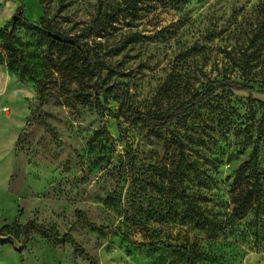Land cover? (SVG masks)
<instances>
[{"label":"rangeland","instance_id":"1","mask_svg":"<svg viewBox=\"0 0 264 264\" xmlns=\"http://www.w3.org/2000/svg\"><path fill=\"white\" fill-rule=\"evenodd\" d=\"M122 2L20 5L55 36L82 41L103 83L129 91L134 109L166 116L224 76L255 89L220 90L169 128L150 129L117 115L113 91L96 94L80 49L26 29L20 15L19 65L6 47L9 16L0 68L27 107L14 148L0 144V237L17 240L0 242V264H90L72 242L34 229L24 243L29 220L60 234L72 228L98 264H264V0H149L102 25Z\"/></svg>","mask_w":264,"mask_h":264},{"label":"trees","instance_id":"2","mask_svg":"<svg viewBox=\"0 0 264 264\" xmlns=\"http://www.w3.org/2000/svg\"><path fill=\"white\" fill-rule=\"evenodd\" d=\"M146 1H149V0H123L122 2L123 8L122 7L118 8L115 12L106 14L105 20L102 22V25H107L111 22L116 21L124 10H129V9L136 10L141 3H144ZM24 10H25V6L24 4H21L20 7L18 8L17 13H18V16L19 15L21 16V23L26 29L39 33L40 35L47 38L51 43H56V44H60L63 46H68V47H76L82 51L84 61L88 64L90 72L93 74V76H95L93 88L96 91V94L103 95V94L113 91L121 99L120 106H119L118 113H117L119 117H122L128 121L141 122L143 123L144 126L150 129L162 130V129L169 128V126L182 115L188 112H191L192 110L196 109L197 107L201 106L207 101L215 98L217 95V92L220 90L253 91L255 89L254 86L246 82H242L230 76H224L221 79L209 80L201 91L193 94L190 99L183 102L172 113L166 116H156V115H152L142 110L134 109L131 106V96H130L129 91L122 89L117 82L111 85L103 83L102 71L100 67L97 65V62L95 61V59L87 51V49L85 48V44L82 41H80L77 37H57L55 36V34H53L46 27L37 25L31 22L26 17H24L23 15ZM13 36H14V29L12 31L10 30L7 33V42H6L7 46L6 47L8 50L15 51V53L18 55L17 58H19V65L25 68L27 64L24 62L23 58L21 57V54H19L18 49L15 48L12 44ZM0 62H1V59H0ZM20 80H24V77L22 75L20 77ZM39 96H40V101L42 102L43 97H44L43 89L39 91ZM260 143H261V140L260 138H258L255 141L254 149L251 154V159L253 161V169L255 173L257 174V182L255 186H257L260 173H261L260 172V169H261ZM247 164L248 162L245 165ZM31 229H34L35 231L40 233L45 238L52 240L54 242H59V241L72 242L75 245V248L79 251V253L85 259H87L90 264H98V261L96 260V258L88 254L83 248H81L76 243L74 237L71 235L72 228L66 234H60L58 232H54L50 228H47L41 224H38L35 220H29L23 226L24 243H27L30 240L29 233Z\"/></svg>","mask_w":264,"mask_h":264},{"label":"crops","instance_id":"3","mask_svg":"<svg viewBox=\"0 0 264 264\" xmlns=\"http://www.w3.org/2000/svg\"><path fill=\"white\" fill-rule=\"evenodd\" d=\"M19 7L20 0H9L7 4L4 3L3 0H0V24L4 23L9 16H14ZM9 75L11 74L5 67L3 69L0 68V99L2 100V98H4L3 105L5 107L9 106L12 108L10 114H8V112H0V114L5 116V119L8 122L3 127L0 126V144L3 143L8 145L12 150L20 136L23 125V122H21L22 111L27 106H24L23 108L19 92L18 95H15L14 91H11L7 86ZM7 99H9V101H7ZM11 105H14V107Z\"/></svg>","mask_w":264,"mask_h":264},{"label":"water","instance_id":"4","mask_svg":"<svg viewBox=\"0 0 264 264\" xmlns=\"http://www.w3.org/2000/svg\"><path fill=\"white\" fill-rule=\"evenodd\" d=\"M18 19H19V16L17 14H15L12 17V29H11V31L16 26V23H17ZM0 242H2V244H5L6 242H11L13 244H17L16 238L14 236H12V235L0 237Z\"/></svg>","mask_w":264,"mask_h":264},{"label":"built area","instance_id":"5","mask_svg":"<svg viewBox=\"0 0 264 264\" xmlns=\"http://www.w3.org/2000/svg\"><path fill=\"white\" fill-rule=\"evenodd\" d=\"M9 109L7 108V107H5V108H2V110L0 109V112L1 111H8Z\"/></svg>","mask_w":264,"mask_h":264}]
</instances>
